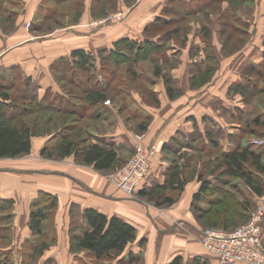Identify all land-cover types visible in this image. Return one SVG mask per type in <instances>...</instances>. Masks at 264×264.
Segmentation results:
<instances>
[{"label":"crops","instance_id":"1","mask_svg":"<svg viewBox=\"0 0 264 264\" xmlns=\"http://www.w3.org/2000/svg\"><path fill=\"white\" fill-rule=\"evenodd\" d=\"M75 1L79 4V14L82 7L84 10L82 20L76 27L70 25L62 27L60 25L55 28L59 32L58 34H53L52 37L46 35V38H41L40 40L31 38L30 34L24 29V25L27 22H32L34 25L45 18L49 21L52 16L48 11L56 13V8L64 9L67 4ZM16 2L22 3L23 11L14 29L8 31L7 11L9 10L5 7L2 14L0 13V82H10L14 78L18 80L29 78L39 87L37 91L43 96L45 90H48L50 86L51 88L57 87L54 82V65L61 58L69 57L71 52L76 49H86L96 53V51L102 49L103 42L112 46L114 42L118 41V35H113V33H105L100 38L97 36L89 38L90 36L87 35L86 28H84L86 25L83 24H86L90 19L88 17V10H91L90 0H84L82 4L79 3V0H16ZM95 2L96 4L98 3L100 8V0H95ZM257 3L256 1L251 6L250 14L247 17V30L250 36L243 48L235 51H231L228 48L224 49L219 29L220 23L217 22L213 26L214 29L212 27V47L209 50H207L208 46L203 38L196 37L195 32L192 34L190 32V39L186 41L185 46L175 50L174 53L178 54V61H180L177 69L173 70L171 75L180 91V97L172 101L166 93L164 84L161 83L158 93L161 95L160 101L162 104L159 107V114L157 117L154 114L153 117L156 119L147 131V140L150 142L156 140L159 151L153 160L152 170L147 180L140 184L136 197L120 193V190H112L113 194L108 198L105 197V194L104 197H95L92 192L86 191L81 187L78 188L76 183L71 180L62 182L63 185L57 190L51 187L46 189L44 185L37 183L36 180V184L29 182L25 184L27 186L23 187L21 183L22 176L17 177L16 175L19 174L17 172L11 173L12 177L9 179L8 176L2 177V174L6 175L5 173L0 175V198L12 199L14 200V206H27L30 209L41 192L55 195L57 197V207L54 221L55 224H58L60 220L62 222L65 221L66 225H64V228H66L67 235H69L71 228L72 216L70 212L73 209L83 212L87 208H94L108 217H120L137 230V239L130 243L126 250H129L128 252H131L130 250H138L137 254L139 253L140 256V264L141 262L143 264L144 261L145 264H169L176 257H183L186 264H219L217 257L205 251L197 242L194 232H192L201 229L197 216L194 215L195 205L203 210L209 207V204L202 197L200 201L195 202L196 195L200 193L202 186V182L199 180L201 171L191 166L186 168L184 171L190 170L191 173L187 172L189 178L181 189L179 187L171 188L168 185V176L174 166L181 165L188 157H193L191 156L193 154L189 153L188 150L186 152L185 148L192 149L191 144L201 138L204 139L205 144H208L207 131L215 132L220 136V144L224 152L233 149L237 141L242 143L250 142L249 134L245 133L242 138L240 136L238 138L236 134H233V131L244 132L252 121L249 117L247 119V112H250L248 111L249 108L233 103L228 96L237 82H242L241 88L243 89L250 86V81L242 77V75L251 66L264 62V4L263 6L260 4L257 7ZM224 4L228 3H222V7ZM70 13H74V11L66 10L62 16H66L67 18L65 19H68ZM236 14L241 17L242 15L244 16L241 10H236ZM159 15L157 14L156 16ZM215 18L219 20L218 16ZM109 25L111 27V24ZM34 29L38 31L39 26L35 24ZM62 31L65 33L60 34ZM72 31L78 32L76 34L78 36H74L73 34L75 33L72 34ZM92 39L94 43H92ZM193 41H195V44H192ZM241 50L244 51L242 52ZM193 52H197L198 56H195ZM205 53L209 56L206 57ZM204 58L206 60L203 61ZM201 61L206 65L211 61L215 62L217 69L211 81H213L215 76H219V79L218 82H213L214 84L208 85V83L206 86L199 88L193 86V80L199 77ZM231 62H236L235 66L225 70V63ZM205 68L206 66L202 70ZM12 74H16L15 77H12ZM185 80H187V83L184 82ZM209 86L211 89L208 92H204L206 96H203V98H199L200 96L197 94H192V92L196 93ZM193 96L196 98H193ZM191 99L192 101L190 102ZM0 101H2L1 94ZM237 108L238 110H236ZM146 110L149 111L148 109ZM221 110H226L228 115H230L227 120L222 116ZM157 118L158 124L156 125L155 121ZM156 127H158L157 130H155ZM120 130H122V127L120 128L119 126L116 133L109 132L106 135L110 139L115 140L122 138L121 141L123 143L129 144L127 140L129 132L124 130V134H120L118 133ZM48 140L49 137L46 139H34L32 150H36L41 157V150ZM187 153L188 157H185ZM68 158L74 159V157ZM21 159L23 158L0 159V165L4 164V160ZM42 159L45 162H50V160ZM180 160H182L181 163L179 162ZM71 164L73 167L69 171L74 174V180L82 181L86 186L93 187L92 173L97 176H102L103 174L91 166L78 165L72 161H69L67 165L63 163L61 166L68 167ZM45 165H49V163ZM10 167L12 166L10 165ZM13 167L16 170L23 168L20 166ZM208 178L213 182L217 180V177L213 175ZM233 182L239 186V190L243 191L244 195H247L256 204L264 199V196L258 198L251 195L247 187L241 182L236 180H233ZM97 185L98 188L97 186L94 188L96 191L101 192L104 190L102 184L97 183ZM158 189H162L166 196L173 198V203L159 205L161 209L154 207L157 203L156 199H152V195H154L152 191ZM140 199L147 201L153 206L143 203ZM65 209L67 213H64ZM58 231L56 230V232ZM23 240H25V237H23L22 242ZM68 242H70V239ZM128 252H125L122 257H126L129 254ZM2 253L4 254L6 251H2ZM13 253L17 255L18 252L13 250ZM72 256V258H75L74 255ZM193 259L200 260L194 262ZM71 262L78 264L75 259H71Z\"/></svg>","mask_w":264,"mask_h":264},{"label":"trees","instance_id":"2","mask_svg":"<svg viewBox=\"0 0 264 264\" xmlns=\"http://www.w3.org/2000/svg\"><path fill=\"white\" fill-rule=\"evenodd\" d=\"M184 1L185 4H190L191 2V0ZM207 1V3L200 4L199 6L201 8L210 5L214 6L215 8L213 7L212 11L214 14L219 15V20L222 19L219 23L224 49L228 48L231 51H235L236 49L243 48L250 36L247 30V17L250 14L251 6H253L256 1L258 2V0H228L230 7L227 10L218 8L220 4L227 0ZM185 6L186 14H181L180 17L175 16L174 10L166 8L168 11V13H166L168 15L167 17L159 15L150 22L154 28H159L161 25L164 27L171 26V28L166 30L161 36L158 35V39L151 36L143 38L142 41L124 38L114 42L112 49L100 50L97 53H93L86 49L73 50L69 57L61 58L60 61L54 65V71L56 72V76L54 75V82L57 87L51 88L50 86L48 90H45L43 96L37 91L39 87L29 78L19 80L20 82L24 81V83L23 88L17 91L19 93L18 98H12L10 96L11 94L8 92L9 88L7 85L0 82V94L2 97V101H0V159H15L30 154L33 138L44 134L49 136V141L44 144L41 150V156L44 158L50 159L54 156L53 153H56L58 155L56 159L60 160L67 157H74L79 163L91 166L101 173L114 170L121 162L119 151L125 148L122 144H118L116 141L117 139H110L106 134L97 135L94 134V132L93 134L90 133L91 130L96 131L97 129V125L95 123L91 124V122L107 119V114H109L108 112L110 111L107 101L110 100L111 102L116 94L121 93L118 85L114 86V81L119 78V76L116 78L118 71H108L110 69L107 68L106 63L107 61L115 60L113 62L119 65L120 62L125 60L133 61L144 57L143 51L149 52L148 55L145 56L148 57L150 52L154 50H157L156 52L165 48L169 50L170 47L163 46V39L168 42L175 41V45H178L176 44L177 42H181L182 47L185 46L186 41L189 39V27L192 26H180V21H184L189 15L195 13V10L193 11L188 5ZM236 10L243 11L244 16L242 15L241 17L237 15ZM228 11H230V13H228ZM212 26L213 22L211 21L209 22V27L211 28L204 27V29L202 30L201 28L200 31V35L208 46L207 50L212 47ZM150 27L151 25L146 27L147 30L145 33H151ZM223 36H226V38ZM124 44L129 46V50L137 47L136 52L133 50L131 53L128 49L126 52H119L120 45ZM193 53L195 56H198L197 52ZM161 58L164 59L163 56ZM120 59H122V61ZM152 59L155 58L152 56L151 60ZM203 63L204 62L201 61L199 66V77L193 80L194 87L202 88L210 83L217 69L215 62H208L207 65ZM205 66L206 68L202 70ZM262 66H264V62L253 67L251 66L252 68L246 69L244 72L245 74L242 75V77L250 81V86L243 89L241 88L242 82H237L232 87V90L241 91L249 89L252 91L251 96L260 100L259 96L260 93L264 92V88H261L256 83L255 78L262 75L259 71ZM154 67L155 71H153L152 77L162 80L166 93L171 100L178 99L180 97V91L176 87L171 72H166L162 64H156ZM67 69H70L71 73L69 80L67 76L63 74V71L66 72ZM137 71V66L130 64L126 66L124 75L127 74L131 77L129 78L131 82H136L140 79L139 75H141ZM168 73H170V75H168ZM64 75L69 82L60 87L59 82L60 80H65ZM15 81L18 80L16 79ZM120 82L121 84H126L124 81ZM67 84L78 88L79 93L82 89V101H84V104L81 110H76L75 108L70 109L68 107L70 98L76 95L73 94L71 89H67ZM152 94L153 96L147 94V97L151 98L155 103H160L158 97L155 95L156 92L153 91ZM49 95L51 96L49 97ZM61 102H65V104ZM136 105H138L137 113L134 117L135 119L142 117V120L137 124V130L144 133L148 130L152 122V116L143 108L140 102ZM126 109V106H124L120 107L119 110L122 113ZM44 111H52L54 114L66 116V118H62L59 121L60 124L56 122L55 128H53V131H50L48 123L53 120L52 116L46 118L45 121L43 119L44 122H41L38 118H32L34 113L36 114V112ZM130 112L129 110L128 114H130ZM30 115H32L31 118H29ZM71 115H75L76 119L69 120L68 122L69 117L67 116ZM251 115V112L247 113V119L248 117L250 118ZM261 118H263L261 115L260 117H253V119H251L252 121L250 120L251 122L244 130V133L256 135L259 131V134L263 135L261 137L264 138V125L263 119L261 120ZM54 121H56V119H54ZM76 129H79V132L73 135ZM83 133L86 134V137ZM206 135L208 144H204L210 145V149L206 150V148L200 147H197V149L206 151V153L212 155H214L215 151H218L215 157L217 159L219 158V162L215 164L207 161L203 162L204 173L200 172L199 175L202 186L200 193L196 195L195 202L200 201L202 197L203 200L209 204V207L203 210L195 205V211L199 214L197 217L202 220L207 214L208 216L210 214L212 215V218L206 220V223L209 222V224H211L212 227L210 228L235 230L238 225L250 219L252 212L256 208V202L250 200L249 197L244 198L242 196L241 199L235 193H232L233 191L240 192L239 186L234 183L233 180L244 184L251 195L258 198L264 196V148H262V145H258L261 148H253L251 142L242 143L241 141H237L233 149L224 152L220 144L219 135L210 131H207ZM91 138L93 142L90 140ZM50 143H53L52 150L48 151L51 147L49 145ZM191 146L194 148L193 144H191ZM255 146L257 145L255 144ZM190 161L191 159L188 157L181 165H176L172 168L168 176V185L171 188H183V184H185L189 178V174L184 170L191 166ZM207 169L208 171L205 175ZM217 172L219 173L217 174ZM210 175L216 176L217 180L214 182L209 180L208 177ZM221 184H223L224 187L218 191L215 186ZM228 190L230 191L229 193ZM217 192L220 193L221 197L217 198V200L209 198L208 194ZM152 194H154L152 195V199H156L157 205H163L164 203L171 204L174 201L173 198L166 196L162 189L152 191ZM227 198H229L232 203H230L229 200L227 201ZM12 205L14 206V200L0 198V211L4 210L5 207H12ZM31 207L29 228L33 234L39 236L45 231V227L47 226L46 222L48 220L47 216L48 218H52V216L53 218L55 217L53 213H55L54 210L57 207V197L48 192H41ZM8 217L9 215L4 218ZM81 218L84 221V226L82 228H78L74 220H72L71 223L70 231L72 237L70 240L73 247L71 251L77 254L85 253L93 260V264H112L113 261L122 257L126 252L127 246L137 239L136 228L120 217H108L94 208H87L81 212ZM76 230H80L81 233L73 234ZM29 241L25 240L23 245L27 244ZM31 246L32 250L18 251L20 261L23 255V257H26L28 260H32L31 264H34L36 263L35 261H38V259L44 255L46 250L38 245H34L33 242ZM1 254L4 255L5 253L3 254L2 251L0 252V260H2ZM127 255L130 257L129 262H127L128 264H137L140 262V256L137 258V256H133L130 252ZM9 259L13 261V255L10 256ZM200 259H193V261L197 262ZM51 261L52 260L45 262L44 260L40 264H52ZM81 263L82 262L78 261V264ZM20 264H22V262ZM23 264H25V261H23ZM169 264H186V262L183 257H176Z\"/></svg>","mask_w":264,"mask_h":264},{"label":"rangeland","instance_id":"3","mask_svg":"<svg viewBox=\"0 0 264 264\" xmlns=\"http://www.w3.org/2000/svg\"><path fill=\"white\" fill-rule=\"evenodd\" d=\"M83 1L84 0H79V3L82 4ZM90 1H91V7H90L91 10H88V13H89L88 17H90V19L88 20V22H86V24H83V25H86V26H84V28H86V31H87L86 33L88 36H90L89 38H93L96 36L100 38V36L104 35L105 33H108V34L113 33V35L114 34L118 35V40H121L124 38H130L134 41L135 40L136 41H142L143 38L148 37V36H151L153 38L158 39V37H159L158 35L161 36V34H163L166 30L171 28V26L164 27L163 25H161V26L158 25L159 28H154L150 22L156 17L157 14H160L161 16L163 15V16L167 17L168 15L166 13H168V11L166 8H169V10H174L175 16L180 17L181 14H186V6L185 5H188L190 8L193 9V11L195 10V13L189 15V17H187L184 21H180L181 22L180 26H185V25L193 26V28L189 27V32H191V34L193 32H195L196 37L199 36V37L203 38L200 35L201 28L203 30L204 27H209V22L212 21L213 26H214L215 23L222 21V19L217 20L215 18L216 16H219V15L214 14V12L212 11L214 6L210 5V6H207L205 8H201L199 6L200 4L207 3L208 2L207 0L206 1L205 0H191L190 4H185L184 0H174V1L173 0H167V1L166 0H100V8H99L98 3L96 4L95 0H90ZM77 3L78 2L75 1L71 4H67L64 7V9H62V8L57 9L56 8L55 9L56 13H53L52 11H48L51 13L52 17H50L49 21H47L45 18L44 20L43 19L40 20V21H42L41 23H39L40 21L35 23L39 26L38 31H35V29H34L35 24L33 25L32 22H27L24 25V29L30 34L31 38H35V40H40L41 38H46L47 37L46 35H48L49 37H52L53 34H58L59 32H57L56 31L57 29H55V28L59 27L60 25L62 27H64V26L66 27L68 25L76 27L79 24V22L82 20V17L84 15L83 7L80 9V14H79V12H78L79 4H77ZM223 3H229V2L227 0V1H224ZM260 4L263 6L264 0H258L257 7H259ZM94 6H97V7L94 8ZM5 7L7 10H9V11H7L8 12L7 13V21H8L7 26L9 29L8 31H10L16 27V24L22 15L23 6H22L21 2L18 3V2H16V0H0V13L1 14L4 11ZM229 7H230L229 4H224L223 7H222V4H220L218 6V8L221 10H227ZM66 10L74 11V13H70V15L68 16L69 20L65 19V18H67L66 16L65 17L62 16L63 12H66ZM159 10H161V11H159ZM50 13H49V16H50ZM228 13H230V11H228ZM153 14H155V15H153ZM57 18H59V19H57ZM263 20H264V14H263ZM65 21H67V22H65ZM28 23H30L29 27L27 26ZM109 24H111V27ZM107 25H109V26H107ZM150 25H151V27H150L151 33L150 34L145 33L147 30L146 27L150 26ZM209 28H211V27H209ZM213 29H214V27H213ZM61 33H65V32L62 31V32H60V34ZM73 33H75V34H73ZM72 34L74 36H78V35H76V34H78V32L72 31ZM182 35H181V37H182ZM221 37H222V34H221ZM223 37L226 38V36H223ZM162 42H163V46H167L170 48H169V50L167 48H165L163 50H158V52H156L157 50L150 52L149 56H151V57L153 56L155 59L151 60V57H149V56L145 57L148 55L149 52L143 51L144 57H142L138 60H133V61L132 60H125L123 62H120L119 65L116 64L115 62H113L115 60H111L109 62L107 61V63H106L107 68L110 69L108 71H110V72L111 71H118L116 78H117V76H119V78H118V80L116 79L114 81L115 82L114 86L118 85L119 91H121V93L118 92L120 94H116L114 96V99L111 102H110V100L107 101L108 106H109L108 109L110 108V111L108 112L109 114H107V116H108L107 119H105V120L101 119V121L91 122V124L95 123L97 125V129H96V131L91 130L90 133L93 134V132H94V134H97V135H103V134H107L109 132L116 133V131L119 129V126H120V128L122 127V130H120L118 133L124 134L125 131L129 132V135H128L129 137L127 139L129 141V144L123 143L121 141L122 138L121 139L117 138L118 144L119 145L122 144V146L125 149H121L122 151H119L120 156H121L120 157L121 162L114 168V170L109 171V172H105L102 174V176L101 175L97 176L94 173H92L91 180L93 181L92 182L93 187H90V186H86L84 183H82V181H78L76 179L74 180V178H75L73 176L74 174L69 171L70 168L73 167L72 164H71V166H68V167L61 166L63 163H65L67 165L69 163V161L75 162L78 165L79 164L84 165L82 163H79L75 158L70 159L67 157V158L59 160V159H56V158H58V155L56 153H53L54 156L50 159H46L43 156H41L45 160H50V162H45L39 156V153L36 150H31V153L22 157L23 159H21V160H10V161L4 160V164L0 165V175L2 173H5L6 175L2 174V177L8 176V179H9L12 177L11 173H17L18 172L19 174H17L16 176L17 177L22 176L21 183H22L23 187L27 186L25 184H28L29 182H31L33 184H36V182H37L39 184L41 183V185H44L46 189L48 187H51V188L57 190V189H60V187L63 185L62 182H65V181L69 182L71 180L74 183H76L78 188L81 187L82 189H84L86 191L92 192L95 197H98V196L104 197V194H105L106 195L105 197L108 198L113 194L111 192L112 190H120V193L126 194L127 196L136 197L135 195H137L136 193L138 192V189H139V186L141 183L137 184L133 190L126 191L123 188H119L114 183V181L111 179V176L114 175L116 172H118L122 167L125 166V164H127V162L131 158H133V155H134L133 153L139 145L144 147V148H148L150 150V152H153V154H151V157H150L149 173L152 170L153 160L157 156L158 151H159L158 144H157L156 140H152L151 142L147 140V131L148 130L144 133L139 132L137 130V124L142 120V117H138V119H135L134 115L137 113V106L138 105H136V104L138 102H140L143 105V108L145 110L146 109L149 110V111H147V110L146 111L152 115L151 124L153 123V121L156 119L153 116L155 114L157 117V115L159 114V107L162 104L160 101L161 95H160V93H158L159 88H161L160 86H161L162 80L161 79H154L152 77L153 71H155L154 66L156 64H162V66L164 65V70L166 72H172L173 70L177 69V66L179 64L178 62L180 60L178 61V57H177L178 54H175L174 52H175V50L179 49V47L182 46L181 42H177L176 44H178V45L174 44L175 41L168 42V41H164V39H163ZM92 43H94L93 39H92ZM113 44H112V46H110L111 44H109V43L107 44V43L103 42V47L100 50L112 49ZM192 44H195V41H193ZM127 49L129 50L128 45H126V44L120 45L119 52H122V51L126 52ZM133 50H134V52H136L137 47H135L134 49L131 48L129 51L132 53ZM97 52L98 51H96V53ZM204 55L206 57L209 56L206 53ZM162 56L164 57L165 61L163 58H161ZM120 60L122 61V59H120ZM204 60H206V59L204 58L203 61ZM130 64L133 66H137V68H138L137 72H139L141 74V75H139L140 79H138L136 82H134V81L131 82L129 79L131 77H129L127 74L124 75V71L126 69V66L130 65ZM235 64H236V62L225 63L224 69L225 70L229 69V67H233V66H235ZM259 71H260V74H262V75H260L259 77H256L255 81L261 88H264V66H262V68L259 69ZM63 74H65L69 80V76L71 75L70 69H67L66 72L63 71ZM15 75L16 74H12L11 76L15 77ZM54 75L56 76L55 71H54ZM65 75H64L65 80H60V82H59L60 87H61V85L69 82L67 80V78L65 77ZM168 75H170V73H168ZM122 77H124V78H122ZM218 79H219V76L218 77L215 76V78H213V81H211V83H209L208 85H211L213 82L214 83L218 82ZM15 80L16 79L14 78L10 82H2L4 85H7V87L9 88L8 92H9V94H11L10 96L12 98H14V97L18 98L19 97V93L17 91H19L23 88V83H24V81L20 82L18 79H17L18 81H15ZM120 81H124V83H126V84H121ZM186 81L187 80H185L184 82H186ZM13 86H15V87H13ZM66 87H67V89H71L73 94L76 95L73 98H70V102L68 103L69 104L68 107L70 109L75 108L76 110H79V109L81 110V107L84 104V101H82V99H83L82 98V96H83L82 89L79 93L78 88L72 87L70 84H67ZM210 89H211V87L209 86V87L203 88L200 91H197L196 93L192 92V94H194V95L197 94L200 96L199 98H203V96H206V94H204V92H208ZM232 89H231L232 92L228 96L232 100V102L236 103L237 105L241 104L242 106L249 108L248 111H250L252 114L250 119H253V117L254 118L260 117V114L264 112V92L260 93V96H259L260 100H259V99H256V98L251 96L252 91L249 89L248 90H241V91H236V90H232ZM153 91L157 92L155 95L158 97L160 103H155L152 101L151 98L147 97V94H150L153 96V94H152ZM50 96L51 95H49V97ZM193 98H196V97L193 96ZM50 100H52V99H50ZM191 101H192V99L190 100V102ZM62 104H65V102ZM124 106H126L127 109L121 113L119 109H120V107H124ZM129 110L131 111L130 114H128ZM236 110H238V108ZM133 112H135V113H133ZM167 113H168V111H167ZM221 113H222V116L226 120L230 116V115H228L226 110H221ZM247 113H249V112H247ZM31 116L32 115H30L29 118H31ZM51 116L53 117V120L48 123L49 124L48 126L50 127V131H53V128H55L56 122L60 124L59 121L62 118H66V116L56 115L52 111L51 112H49V111L45 112L44 111V112H36V114L34 113L32 118H38V120H41V122H44L46 118L51 117ZM67 117H69L68 122H69V120H75L76 119L75 115L74 116L71 115V116H67ZM261 117H263V118H261V120L263 119V125H264V113L261 114ZM128 118H133V119H128ZM43 119H44V121H43ZM54 119H56V121H54ZM155 124L156 125L158 124V118L155 121ZM242 126H243V123H242ZM157 128L158 127H156L155 130H157ZM263 129H264V127H263ZM251 130H253V129H251ZM78 132H79V129L78 130L76 129L74 131L73 135H76ZM259 133L260 132L258 131L256 135H254V134L248 135V136H250L249 138H250L251 144L253 145V148H261L258 145L255 146L256 141H264V138L261 137L263 135H260ZM233 134H236L238 138H239V136H240V138L245 136V133L243 131L241 133H239L238 131H233ZM83 135L86 137L85 133H83ZM48 137L49 136H47V135L41 134V135H38L35 138H33V140L36 138L46 139ZM90 140L93 142L92 138ZM193 143H194V148H192V149L185 148L186 152L188 150L189 153L193 154V155H191L193 157L190 158L191 159V161H190L191 167L197 168L198 170H200L201 172L204 173L203 162L207 161V162H212L214 164L219 162L218 161L219 158L217 159L215 157L216 154L218 153V151H215L214 155H212V154L206 153V151H202L200 149L199 150L197 149V147L206 148V150L210 149V145L204 144L203 138L197 140V142L194 141ZM54 144L56 145L55 142H54ZM49 145L51 147H50V149H48V151L52 150L53 143H50ZM151 145H153V146H151ZM262 148H264L263 145H262ZM200 151H202V152H200ZM187 155H188V153L185 155V157H188ZM179 162L181 163L182 160H180ZM184 162H185V160H184ZM47 163H49V165H45ZM10 165L12 167H10ZM13 166H16V167L20 166L23 168L16 170V168ZM47 166H49V167H47ZM84 166L90 167L87 165H84ZM35 167L40 168V169H36ZM76 169H78V168L76 167ZM67 171H69V172H67ZM207 171H208V169L206 170L205 175L207 174ZM187 172L189 174L191 173L190 170ZM218 173L219 172H217V174ZM95 177H96V179H95ZM147 178H148V176L142 181V183L145 182V180H147ZM99 179H101V180H99ZM35 180H36V182H35ZM97 183L102 184L104 186L103 191L99 192V191H96V189H94V188H96L95 186H97V188H98ZM222 187H224L223 184L215 186V188L218 191H220V189H223ZM48 191H51V190H48ZM229 192L230 191L228 190V193ZM232 193H235L241 199H242V196L244 198L248 197L247 195H244L243 191H240V192L233 191ZM208 195H209V198L214 199V200H217V198L221 197L220 193H218V192L217 193H211ZM138 199H139V197H138ZM228 200L230 203H232V201L229 198H227V201ZM141 201L143 203H147L148 205L153 206L152 204H149L147 201H144V200H141ZM24 203H25V201H24ZM259 204L264 207V199H262L258 204H256L255 207H257ZM154 207H158V209H161V208H159L160 207L159 205H155ZM31 209H32V207H30V209H29L27 206H13L12 205V207H9V208L5 207L4 210L0 211V252L6 251V253L4 255L1 254L2 260H0V264H20L21 262L23 264V261H25V264H31L32 260L31 261L28 260L26 257H23V255H22V259L20 261V256L18 255V253H17V255H15L13 253V250H17V252L19 250H23V251L32 250V246H31L32 242L34 243V245H38L42 249L46 250L44 255L40 259H38V261H35L36 263H34V264H40L44 260H45V262L52 260L51 261L52 264H75V262H71V259H75L76 261L82 262L84 264H93L92 263L93 260L90 257H88L85 253L77 254L76 252L71 251V250H73V247L71 245V240H70V242H68V241H69V239H71L72 233L70 231L69 235H67L66 228H64V225H66L65 221L62 222L60 220V222H58V224H55L53 216H52V218H48V216H47V219H48L46 222L47 226L45 227V231L43 232V234L39 235V236L33 234L31 229L29 228V219H30V217H29L30 212L29 211ZM49 210H47V211H49ZM70 211H71V209H70ZM54 212L55 213H53V215L56 214V209L54 210ZM64 213H67V210ZM194 213H195L194 215H196V216L199 215L196 211ZM8 215H9L8 218H4V217H7ZM70 215L72 216V220H74L76 222L75 224H76V226H78V228H82L84 226V221L81 218V212L73 209L70 212ZM209 218H212L211 214L209 216H208V214L206 215V217L204 218L205 221H204V219L202 220V219H199V217H197V221H198L200 227L201 226H204V227H201V229H199L197 231L196 230L192 231V232H194L193 234L196 236L197 242L201 245V247L205 251H207V250L200 243L199 234H200V230L202 231L203 229H207V228L212 227L211 224H209V222L206 223V220H209ZM2 219H5V220H2ZM241 222H242V220H241ZM245 223L246 222L242 223L241 225H238V227L244 225ZM238 227H236V228H238ZM263 227H264V222L262 224V239L264 242V238H263V230L264 229H263ZM56 230H59V231L56 232ZM224 230H226V229H224ZM226 231H233V230H226ZM79 233H81L80 230H76L75 232H73V234H79ZM23 237H25V240H27V241L30 240L25 245H23L25 240H23V242H22ZM21 242H22V244H21ZM128 251L126 250V252H128ZM130 251H131L130 253L133 256H137V258L139 257V253L137 254L138 250H130ZM8 254L10 256L13 255V261L12 260L10 261V259H9L10 256ZM72 255H74L75 258H72L73 257ZM129 259H130V257L128 255H127V257L123 256V257L118 258L116 261H113L112 264H128L127 262H129ZM135 260H137V259H135ZM137 264H140V263H137ZM141 264H142V262H141ZM143 264H145V261Z\"/></svg>","mask_w":264,"mask_h":264},{"label":"built area","instance_id":"4","mask_svg":"<svg viewBox=\"0 0 264 264\" xmlns=\"http://www.w3.org/2000/svg\"><path fill=\"white\" fill-rule=\"evenodd\" d=\"M256 145H264V141H256ZM133 154V158L111 176L114 183L126 191L133 190L148 176L153 152L139 145ZM263 222L264 207L259 204L244 225L233 231L203 229L199 240L207 252L217 257L219 264H264Z\"/></svg>","mask_w":264,"mask_h":264}]
</instances>
